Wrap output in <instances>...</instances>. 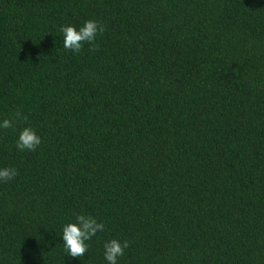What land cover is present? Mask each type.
<instances>
[{"label": "trees", "instance_id": "trees-1", "mask_svg": "<svg viewBox=\"0 0 264 264\" xmlns=\"http://www.w3.org/2000/svg\"><path fill=\"white\" fill-rule=\"evenodd\" d=\"M88 20L99 48L65 49ZM5 119L0 264H107L112 239L118 264H264V0H0ZM78 214L105 224L82 260Z\"/></svg>", "mask_w": 264, "mask_h": 264}, {"label": "clouds", "instance_id": "clouds-1", "mask_svg": "<svg viewBox=\"0 0 264 264\" xmlns=\"http://www.w3.org/2000/svg\"><path fill=\"white\" fill-rule=\"evenodd\" d=\"M105 26L96 20L86 21L82 27L77 30L74 26H65L61 28L64 34L63 47L73 53H80L85 44L91 45L90 51L99 48L96 43L98 35L105 32ZM16 116L21 117L17 112ZM27 119V117H22ZM13 127V121L5 119L0 123V128L8 129ZM41 137L32 128H24L18 137L16 147L21 151L35 152L41 145ZM18 175L15 168L0 169V181L8 182ZM105 230V224L98 222L91 214L76 215V222L69 223L63 227L62 238L66 252L73 258L82 260L89 251V243L98 232ZM130 246L128 240L120 241L112 239L104 243V258L107 264H118V259L124 255L125 250Z\"/></svg>", "mask_w": 264, "mask_h": 264}]
</instances>
